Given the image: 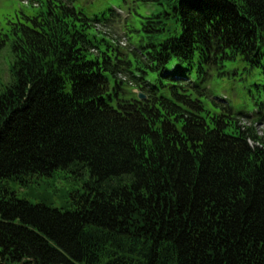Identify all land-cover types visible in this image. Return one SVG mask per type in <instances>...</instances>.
<instances>
[{"label":"trees","instance_id":"16d2710c","mask_svg":"<svg viewBox=\"0 0 264 264\" xmlns=\"http://www.w3.org/2000/svg\"><path fill=\"white\" fill-rule=\"evenodd\" d=\"M142 2L127 48L74 0L0 30V264H264V0Z\"/></svg>","mask_w":264,"mask_h":264},{"label":"rangeland","instance_id":"374dc122","mask_svg":"<svg viewBox=\"0 0 264 264\" xmlns=\"http://www.w3.org/2000/svg\"><path fill=\"white\" fill-rule=\"evenodd\" d=\"M31 0H0V30L5 28L6 22L19 16L20 11L29 13L28 4ZM77 8L82 9L86 15H110L117 17L112 22V29L109 30V37L121 48H127L130 44L127 29L139 27L142 17L150 14L154 7L144 4L142 0H74ZM13 56L8 46L0 51V92L3 87L12 83L11 65ZM258 136L264 139V124L254 126ZM82 178L74 177L70 173L56 172L51 177H41L33 183L22 184L14 181L6 186L8 190L19 198L31 202L37 201L40 196H49V201L54 206L62 207L65 203V196L68 191L82 189ZM65 191V192H64Z\"/></svg>","mask_w":264,"mask_h":264},{"label":"water","instance_id":"95a60500","mask_svg":"<svg viewBox=\"0 0 264 264\" xmlns=\"http://www.w3.org/2000/svg\"><path fill=\"white\" fill-rule=\"evenodd\" d=\"M138 98L139 99H144L145 97L143 95H141V94H138Z\"/></svg>","mask_w":264,"mask_h":264}]
</instances>
